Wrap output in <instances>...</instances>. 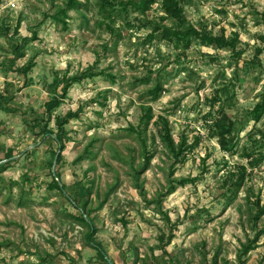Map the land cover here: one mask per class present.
I'll return each instance as SVG.
<instances>
[{"label": "rangeland", "instance_id": "obj_1", "mask_svg": "<svg viewBox=\"0 0 264 264\" xmlns=\"http://www.w3.org/2000/svg\"><path fill=\"white\" fill-rule=\"evenodd\" d=\"M69 1L0 0V264H264V0Z\"/></svg>", "mask_w": 264, "mask_h": 264}, {"label": "trees", "instance_id": "obj_2", "mask_svg": "<svg viewBox=\"0 0 264 264\" xmlns=\"http://www.w3.org/2000/svg\"><path fill=\"white\" fill-rule=\"evenodd\" d=\"M154 1L155 0H146L147 6L148 7L151 6ZM68 3L70 5L69 7H75L77 5L76 0H70ZM163 7L166 13L169 16L173 17L180 25H183L185 23V19H186L185 13H184L185 9L183 8V5L179 0H164ZM164 35L169 38H174L178 40V42H181V41L189 42L190 38H200L204 42L210 45H216L217 47H225L231 44V42H229L226 39L225 33L220 34V35H213L207 32H202L195 27H188V28L181 29V30L177 28L166 27L164 29ZM29 67L30 65L26 68V70H28ZM67 88L68 87H66V89ZM161 91H162L161 84H157V86L152 90V93L154 94V98H158L159 95L161 94ZM58 105H59V101L52 102L49 105V110L52 111ZM251 115L257 121H259L263 117L264 100L256 104L254 109L251 111ZM218 126L220 127L219 135H220L221 144L224 146L230 145L231 139H233V136H231L230 138L229 134L233 132V129H234L233 122H230L229 124L218 125ZM164 129H166L164 133V140L166 144L168 145V147L170 148V151L172 152V157L175 159L174 161L177 162L181 159V156L185 153L188 147L187 141L184 140L180 144H177L170 130L168 128H164ZM61 147H63V144H61ZM189 147L193 148L195 146H189ZM151 158H152V155L150 154L146 157L147 164L150 162ZM7 167H8V164H5L2 167H0V170H4ZM60 176H61L60 172H57V178H60ZM245 178H246V175L241 174L240 179L237 180V183L235 184V189H234L235 192L238 189H240L241 185L244 183ZM185 181L187 180H184L182 184L185 183ZM51 186H52L51 188L63 189V187L60 185V183L58 182L56 178L54 179V182ZM172 188H174V186H172ZM256 206H257L256 207L257 214L255 216L256 218H259L261 215L264 214V206L261 205L260 200L257 201ZM81 219L85 221L84 217H82ZM262 234H264V230H261L257 233L256 239L254 241L257 242ZM92 235H93V231L90 232L88 236L89 240L92 239ZM252 248L253 246L249 244V246H247L245 249V253H247Z\"/></svg>", "mask_w": 264, "mask_h": 264}, {"label": "built area", "instance_id": "obj_3", "mask_svg": "<svg viewBox=\"0 0 264 264\" xmlns=\"http://www.w3.org/2000/svg\"><path fill=\"white\" fill-rule=\"evenodd\" d=\"M9 6H10V7H15V6H16L15 1L10 2Z\"/></svg>", "mask_w": 264, "mask_h": 264}]
</instances>
